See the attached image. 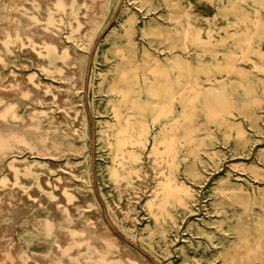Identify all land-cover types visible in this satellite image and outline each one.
<instances>
[{
    "label": "bare ground",
    "instance_id": "bare-ground-1",
    "mask_svg": "<svg viewBox=\"0 0 264 264\" xmlns=\"http://www.w3.org/2000/svg\"><path fill=\"white\" fill-rule=\"evenodd\" d=\"M0 1V14H8L0 16V144L8 113L23 118L15 126L18 144L0 148V264H157L116 232L93 187L92 159L81 155L92 133L85 91L93 50L91 107L109 160L100 187L123 226L159 235L170 253V227L179 226V212L201 189L186 179L203 176L189 162L201 141L218 130L247 155L255 142L230 106L220 114L206 95L232 91L238 79L241 92L254 93L248 119L264 128L254 109L264 103V33L256 38L264 0H210L214 15L193 0L180 10L170 9V0ZM119 5L114 28L97 42ZM173 31L181 42H168ZM204 115L215 125L202 123ZM208 151L220 158L214 147ZM263 157L264 146L250 163L230 164L255 172ZM259 175L249 185L264 192ZM33 221L43 234L32 232ZM236 244L222 264H261V240L244 252L233 250Z\"/></svg>",
    "mask_w": 264,
    "mask_h": 264
},
{
    "label": "rangeland",
    "instance_id": "rangeland-1",
    "mask_svg": "<svg viewBox=\"0 0 264 264\" xmlns=\"http://www.w3.org/2000/svg\"><path fill=\"white\" fill-rule=\"evenodd\" d=\"M193 1L196 4L197 10L204 12L206 15H214L218 11L217 6L210 0ZM155 2L159 4L162 3L163 0H155ZM224 2L226 6H230V4L241 6L239 0H224ZM169 3L170 9L176 8L180 10L182 6L184 7L185 1L170 0ZM4 4L3 1H0L1 7H3ZM120 6L121 5H119L117 10L113 13L108 26L99 35L97 42L111 33L116 24V14H119ZM244 7H246L248 11L253 9V5L250 3L244 4ZM251 14L253 15V13ZM6 15H8L6 12L0 14L1 17H6ZM234 15H236V13H232V16ZM193 18L197 23L200 22L198 16H194ZM169 24L171 28L170 20ZM263 33L264 29L256 38H260ZM156 40L159 44H163L165 41L163 38L159 37H157ZM174 41L178 43L182 41V37L175 31H173V33L171 32L168 42ZM109 43L110 42H106L104 44L105 46L101 49L100 56L108 49ZM97 50L98 47H95L92 53L93 56L88 74L89 80L87 82L88 88H86L85 91L86 100L88 99V110L92 120V133L86 141L87 148L81 155L85 157L89 156L92 159L95 179L93 187L96 195L102 202L104 211L115 227L116 232L157 264H222L224 256L229 249L232 248L230 247L232 244L237 243L236 246L234 245L233 250H238L239 252H244L248 246L256 248L260 240L263 242L264 247V192L259 189H252L249 185V180H251L252 183L258 184L259 178L255 175H259L258 172H264V157L263 159H259L258 164L260 168L255 172L244 166H232L230 164L232 162L238 164L242 161L250 163L255 159L258 150L262 149L264 146V128H260V126L253 124L252 121L248 119V114L251 111L248 103L254 96V93L246 91L241 92L240 89L243 86L238 83V79H233L231 81L232 91L224 90L220 93L208 94L206 96L213 98V100H209V103H214L222 107L217 110L220 114L227 112V115L230 112L228 109L224 108L227 105L235 112L236 116L233 117H235L236 120H243V125L250 135L254 137L253 139L255 141L254 144L251 145V154L247 155L244 150L235 149L234 140L227 143L224 136H222L218 130H215L216 134L214 137L205 138L201 141L199 154L196 157L189 158V162H192L193 166L202 170L203 176L195 178L186 175V179L190 183L199 184L201 189L192 207L190 209H181L179 212V226L172 225L170 227L169 234L172 238V251L167 253L161 247L159 235L145 237L141 234V231L133 233L130 229L123 226L111 213L107 200L100 187L99 180L100 176L103 174V170L106 169L107 171V164L109 162L107 159L108 148L104 145V140L99 138L100 125L97 123V118L91 107V95L93 94L91 75L93 73L94 58L97 54ZM215 50L219 51L217 47H215ZM226 50L228 49H224V51ZM251 80H259V76H253ZM243 103L245 104L242 105ZM254 109L264 117V103L257 104ZM202 120L204 121H202V123L215 125L206 115L202 116ZM22 121L23 118L20 115L15 117L12 111L8 113V132L6 134L2 133L5 141H2L0 148H10L18 144V139L16 137L18 131L15 126ZM263 123L264 121L262 124ZM206 131L207 127L202 126L199 133L205 136ZM210 147H214L220 152V158L215 159L211 157L208 151ZM106 173L107 172H104V174ZM259 176L263 177L260 180L264 184V174L261 173ZM220 187L223 190H218ZM143 221L139 224V228L147 222V219L145 218ZM28 224L32 225L33 228H31V230L34 234L41 233L39 232L40 225L37 222L33 221ZM53 225H55L53 222L48 221L50 229L53 228ZM38 236L39 235H36V239ZM255 261L264 264V259H256ZM245 264L249 263L247 262Z\"/></svg>",
    "mask_w": 264,
    "mask_h": 264
}]
</instances>
